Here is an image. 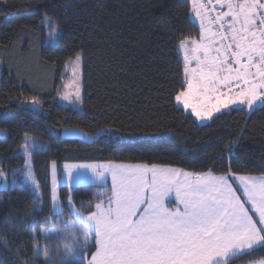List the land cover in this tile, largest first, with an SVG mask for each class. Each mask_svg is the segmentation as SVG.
I'll return each instance as SVG.
<instances>
[{
	"label": "trees",
	"instance_id": "1",
	"mask_svg": "<svg viewBox=\"0 0 264 264\" xmlns=\"http://www.w3.org/2000/svg\"><path fill=\"white\" fill-rule=\"evenodd\" d=\"M53 5L62 21L55 43L38 27ZM192 13L190 0H0V130L5 132L0 134V168L6 173L0 177V225L9 216L18 221L32 206L30 185L19 176L25 165L20 153L25 131L49 145L32 158L44 196L42 212L27 221L37 234L70 219L66 184L59 189L64 215L49 216L52 162L59 174L74 163L155 164L189 173L211 169L215 175L231 168L238 175L264 174V106L252 111L242 107L200 124L176 103L184 83L179 42L199 36ZM79 52L81 111L63 106L57 97L65 64ZM33 97L40 99L38 110L31 107ZM66 128L98 139H64L61 132ZM241 129L243 150L230 159L226 145ZM14 173L15 185L4 189V180L9 182ZM72 190L76 207L87 214L89 202L93 207L99 202L95 193L103 192L99 199L107 201L111 183L75 185ZM4 232L10 243L0 244V261L25 264L23 257L32 252L29 233L23 225L19 231L5 227ZM22 242L26 248L18 255ZM249 259H264V249L234 264H249Z\"/></svg>",
	"mask_w": 264,
	"mask_h": 264
},
{
	"label": "snow or ice",
	"instance_id": "2",
	"mask_svg": "<svg viewBox=\"0 0 264 264\" xmlns=\"http://www.w3.org/2000/svg\"><path fill=\"white\" fill-rule=\"evenodd\" d=\"M208 2L215 15L202 14L197 7L198 38H191L190 44L188 37L179 42L184 83L175 96L178 105L191 109V116L201 123L242 111L244 105L249 111L258 103L264 106V0ZM192 3L196 5L197 0ZM52 8L38 26L41 32L47 30L48 37L62 32L56 5ZM80 59L77 54L76 61ZM64 89L58 92L61 100L73 106L82 103L76 82L66 83ZM39 104L38 97L31 99L33 110ZM244 138L245 129H241L229 139L226 150L230 159L238 149L243 150ZM21 148L25 157L22 183L30 185L32 206L16 222L11 216L5 218L0 225V244L7 247L10 243L5 227L19 231L23 225L32 242L31 256L23 257L25 264H39L41 259L43 264H234L264 249V174L238 175L231 168L215 175L211 169L189 173L155 164L80 165L88 171L68 169L65 176L55 171L53 162L49 216L64 215L58 187L67 180L70 219L58 220L56 227L41 228L37 234L27 221H34L42 212L44 196L32 158L47 145L25 131ZM109 175L112 186L107 201L99 199L103 192H97L99 202L94 207L89 202L87 214L80 211L73 200V185L98 187ZM5 176L0 168V177ZM2 186L9 188L6 179ZM173 193L175 210L165 203ZM84 207L81 203L80 208ZM53 244L63 247L53 249ZM21 248L26 244L18 245V255ZM249 264H264V259H249Z\"/></svg>",
	"mask_w": 264,
	"mask_h": 264
},
{
	"label": "rangeland",
	"instance_id": "3",
	"mask_svg": "<svg viewBox=\"0 0 264 264\" xmlns=\"http://www.w3.org/2000/svg\"><path fill=\"white\" fill-rule=\"evenodd\" d=\"M203 4L205 5V6H207L208 7V9L210 10V6H212V4H210L209 2H208V0H203ZM192 5H193V3H192ZM217 6V5H216ZM213 16V15H212ZM192 18L194 19V21H195V17L192 15ZM57 35H58V33H57ZM57 35L55 36V37H49V42H51V43H55V41H56V39H57ZM190 39L191 38H189V44H190ZM180 52H181V54H182V56H183V59H184V54H183V52L180 50ZM77 54H79L80 55V57H81V59H80V61L79 62H77L76 61V56H77ZM192 66H194V63H193V65ZM75 72V75L73 74ZM82 78H83V72H82V53L81 52H79V53H76L73 57H71L70 59H68L67 60V63L65 64V68H64V71H63V73H62V79H61V85H60V88H59V92H63V91H65V89H64V85L67 83V84H72L73 82H76V84L79 86V88H80V95H81V97H83V90H82ZM58 100H59V102L63 105V106H70V107H73L74 109H76V110H78V111H81L82 110V103L81 104H79V105H75V106H73L72 104H69L67 101H63V100H61L60 99V95L58 94ZM73 99H74V97H73ZM176 100V99H175ZM176 103H177V101H176ZM177 105H178V103H177ZM178 106H180V107H182L183 108V105H178ZM260 105H259V103H258V105H257V107H259ZM31 107L33 108V106L31 105ZM243 107H246L247 108V106H243ZM256 107V108H257ZM36 109L38 110L39 109V105H37L36 106ZM248 109V108H247ZM186 111V110H185ZM186 112H188V113H191V109H188ZM195 118V117H194ZM196 119V118H195ZM206 122H208V121H206ZM206 122H203V124L204 123H206ZM198 123H200V124H202L200 121H198ZM0 134H2V136H5V132L3 131V130H0ZM37 138V137H36ZM38 140L40 141V143L41 144H43V145H47V148L49 147V145L47 144V143H45V142H43L41 139H39L38 138ZM46 148V149H47ZM29 151H31V149H29ZM20 153L21 154H23V151H22V148H20ZM24 156V155H23ZM55 163V162H54ZM33 164V163H32ZM34 171V170H33ZM55 171L57 172L58 171V169H57V163H55ZM52 172H53V162H52V164H51V166H50V183H51V181H52ZM20 177H22L23 179H24V169H23V172H22V174L21 175H19ZM65 176H66V174H65ZM17 174L15 175V177H14V175L13 176H11V178L9 179V182H8V185H10V186H13V180H14V178H15V181L17 180ZM107 179L108 180H111V176L109 175V176H107ZM112 182V180L110 181V183ZM67 185L68 184V182L65 180V183H64V185ZM59 189H60V186L58 187V195H59Z\"/></svg>",
	"mask_w": 264,
	"mask_h": 264
},
{
	"label": "crops",
	"instance_id": "4",
	"mask_svg": "<svg viewBox=\"0 0 264 264\" xmlns=\"http://www.w3.org/2000/svg\"><path fill=\"white\" fill-rule=\"evenodd\" d=\"M191 1V3H192V0H190ZM203 6H205L204 4H203V0H197V4L196 5H192V11H193V13H192V15L195 17V22L198 24V26H199V28H200V21H199V19L196 17V13H195V9L197 8V7H199L200 8V11H201V13L202 14H207V15H212V12L208 9V7L206 6V8L205 7H203ZM244 106H246V105H244ZM241 107H243V106H241ZM246 108V107H245ZM80 165H93V166H101V165H105V166H112V165H130V164H112V163H74V164H66L65 165V167H64V172H63V174L65 175L66 174V171L68 170V169H72V170H78V171H82V172H86V171H88V169L87 168H79V166ZM66 166H67V169H66ZM161 167H163V166H161ZM165 168H169V167H165ZM186 172V171H185ZM67 181V180H66ZM106 181H111V180H108V179H106ZM105 181V182H106ZM104 182V183H105ZM68 185V184H67ZM69 186V185H68ZM73 186H75V185H73ZM111 186H112V182H111ZM165 203H166V206L169 208V209H171V210H175V208L177 207V204H176V200H175V194L173 193V194H171L167 199H166V201H165Z\"/></svg>",
	"mask_w": 264,
	"mask_h": 264
},
{
	"label": "water",
	"instance_id": "5",
	"mask_svg": "<svg viewBox=\"0 0 264 264\" xmlns=\"http://www.w3.org/2000/svg\"><path fill=\"white\" fill-rule=\"evenodd\" d=\"M66 129H68L70 133H75V134H65V131H64L65 129H64L61 132V136L64 139L79 140V141H82L84 143H92L93 140L98 139L97 135H89V134H87L89 137H91V139L90 140H86V139H84V137L82 135V134H85V133L83 131H81L80 129H77V128H66Z\"/></svg>",
	"mask_w": 264,
	"mask_h": 264
},
{
	"label": "built area",
	"instance_id": "6",
	"mask_svg": "<svg viewBox=\"0 0 264 264\" xmlns=\"http://www.w3.org/2000/svg\"><path fill=\"white\" fill-rule=\"evenodd\" d=\"M216 7V6H215ZM219 7H216V9H218ZM210 10L212 11V14H213V16L215 15V12H214V10H213V5L212 6H210Z\"/></svg>",
	"mask_w": 264,
	"mask_h": 264
}]
</instances>
